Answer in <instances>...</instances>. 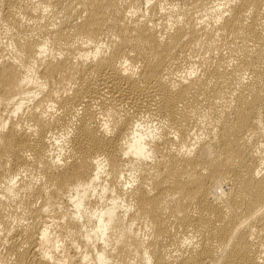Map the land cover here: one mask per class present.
<instances>
[{"label":"bare ground","instance_id":"6f19581e","mask_svg":"<svg viewBox=\"0 0 264 264\" xmlns=\"http://www.w3.org/2000/svg\"><path fill=\"white\" fill-rule=\"evenodd\" d=\"M0 264H264V0H0Z\"/></svg>","mask_w":264,"mask_h":264}]
</instances>
